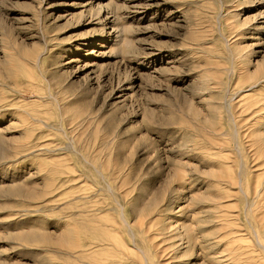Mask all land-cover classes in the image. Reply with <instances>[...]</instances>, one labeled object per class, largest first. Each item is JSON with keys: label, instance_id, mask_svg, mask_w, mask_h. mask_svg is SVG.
<instances>
[{"label": "rangeland", "instance_id": "rangeland-1", "mask_svg": "<svg viewBox=\"0 0 264 264\" xmlns=\"http://www.w3.org/2000/svg\"><path fill=\"white\" fill-rule=\"evenodd\" d=\"M262 156L264 0H0V264H264Z\"/></svg>", "mask_w": 264, "mask_h": 264}, {"label": "bare ground", "instance_id": "bare-ground-1", "mask_svg": "<svg viewBox=\"0 0 264 264\" xmlns=\"http://www.w3.org/2000/svg\"><path fill=\"white\" fill-rule=\"evenodd\" d=\"M260 163L264 165L263 156L261 157ZM258 166H260L259 163ZM246 171L244 178V173L241 170L236 173L237 180L234 184H236L235 189L237 193H226L223 196L222 228L224 230L223 237L228 242L235 243L236 241H244L246 232H248L244 228V221L254 229L259 242L264 239V179H262L264 174H256L255 177H250L253 174L249 169H246ZM245 185L248 189L247 193L244 191ZM241 192L245 195L242 204H238L237 206L229 205L232 200H234V203L241 201ZM231 225L233 226L232 230Z\"/></svg>", "mask_w": 264, "mask_h": 264}]
</instances>
